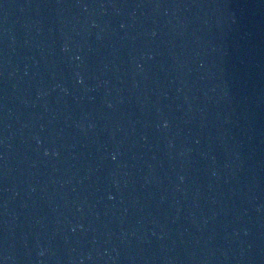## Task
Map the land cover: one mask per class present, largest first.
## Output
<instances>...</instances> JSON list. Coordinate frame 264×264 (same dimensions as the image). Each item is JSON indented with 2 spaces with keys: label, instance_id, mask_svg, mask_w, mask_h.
<instances>
[{
  "label": "water",
  "instance_id": "water-1",
  "mask_svg": "<svg viewBox=\"0 0 264 264\" xmlns=\"http://www.w3.org/2000/svg\"><path fill=\"white\" fill-rule=\"evenodd\" d=\"M0 264H264V0H0Z\"/></svg>",
  "mask_w": 264,
  "mask_h": 264
}]
</instances>
